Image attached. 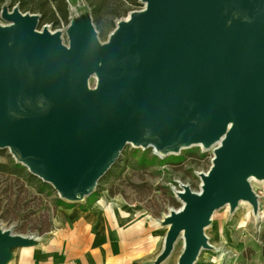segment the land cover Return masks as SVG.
Returning a JSON list of instances; mask_svg holds the SVG:
<instances>
[{
  "label": "water",
  "instance_id": "water-1",
  "mask_svg": "<svg viewBox=\"0 0 264 264\" xmlns=\"http://www.w3.org/2000/svg\"><path fill=\"white\" fill-rule=\"evenodd\" d=\"M101 42L89 13L61 33L38 14L3 6L0 25V150L58 198L82 203L123 149L164 158L212 150L200 192L181 185V207L155 264L179 238L177 264H195L212 246L215 211L233 213L264 182V0H138ZM95 80L93 88L89 87ZM36 240L0 229V264Z\"/></svg>",
  "mask_w": 264,
  "mask_h": 264
},
{
  "label": "rangeland",
  "instance_id": "rangeland-1",
  "mask_svg": "<svg viewBox=\"0 0 264 264\" xmlns=\"http://www.w3.org/2000/svg\"><path fill=\"white\" fill-rule=\"evenodd\" d=\"M68 1L69 21L88 13L81 0ZM141 9H143L142 4L133 11ZM127 17L128 14L120 19ZM4 24L0 17V25ZM68 25L60 23L54 28L52 24L47 23L38 29L47 27L50 32H60L62 43L67 45ZM94 27L96 29V26ZM103 32L104 37L99 36V31L98 37L101 42H106L111 30L103 28ZM94 85L95 80L91 79L89 87L93 88ZM199 149L201 153L207 154L209 162L194 160L183 168H179L160 165L158 161H147L145 162L147 166H140L136 163L142 153L147 152L148 149H135L128 145L120 153L115 164L99 180L96 187L98 197L95 199L106 196L123 200L133 207L146 211L157 222H162L171 211L181 207L180 201L175 197V193L181 191V185L188 186L194 193L200 192L201 181L198 174L206 173L209 169L212 150ZM8 156V150H0V164H7ZM151 156L163 159L152 149L149 158ZM197 165L199 167L195 168ZM250 186L258 198V213L254 214L251 206L245 202L239 203L233 213H230L227 206L215 211L209 226L204 230L212 249L202 251L195 264H234L236 258L246 249L253 252L247 264H261L258 260L257 246L258 242L264 238V182L252 179ZM54 198L36 195L32 188L22 186L20 180L0 173V229L32 238L36 242L42 241L48 233L45 231H51L57 222L59 207H55ZM172 198L180 204L178 208L173 205ZM165 228L167 230V227ZM21 249L23 248L13 250L7 264L13 263L16 251ZM182 251L183 240L179 238L165 264H177Z\"/></svg>",
  "mask_w": 264,
  "mask_h": 264
},
{
  "label": "crops",
  "instance_id": "crops-1",
  "mask_svg": "<svg viewBox=\"0 0 264 264\" xmlns=\"http://www.w3.org/2000/svg\"><path fill=\"white\" fill-rule=\"evenodd\" d=\"M82 206L59 207L55 228L12 264H155L167 232L161 221L117 198Z\"/></svg>",
  "mask_w": 264,
  "mask_h": 264
},
{
  "label": "trees",
  "instance_id": "trees-1",
  "mask_svg": "<svg viewBox=\"0 0 264 264\" xmlns=\"http://www.w3.org/2000/svg\"><path fill=\"white\" fill-rule=\"evenodd\" d=\"M91 17L92 23L96 26V31H99V36L104 37L103 28L110 29L111 32L115 28L117 20L126 16L131 11L141 6L138 0H81ZM7 5L9 9L17 6L21 13L38 14L40 16L39 28L44 24L50 23L54 28L60 23L69 24V1L68 0H0V12L3 6ZM101 25V27H99ZM151 148L147 152L142 153L137 165L147 166V161H158L160 165H169L172 167L183 168L185 165L192 163L194 160L209 162L206 153H201L198 147L182 150L177 156H167L163 159H158L156 156L149 158ZM7 164H0V173L10 175L16 180H20L22 186L26 185L32 188L36 195L52 197L55 207H74L82 206L81 204H69L58 198L55 195L53 188L46 183H43L38 178L32 176L25 167L17 164L9 155ZM149 158V160H148ZM199 166H195V168ZM98 197L97 191L85 199V204L82 209L88 208L95 198ZM173 205L178 208L179 203L172 198ZM45 232H49L46 230ZM257 252L258 260L264 264V238L258 242ZM252 251L244 250L238 258L236 264H247L251 260Z\"/></svg>",
  "mask_w": 264,
  "mask_h": 264
}]
</instances>
